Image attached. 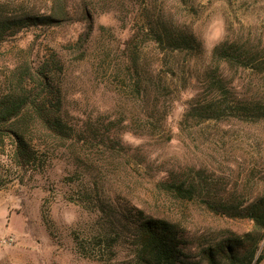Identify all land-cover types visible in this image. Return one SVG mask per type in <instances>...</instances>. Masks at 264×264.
Returning a JSON list of instances; mask_svg holds the SVG:
<instances>
[{
    "label": "rangeland",
    "instance_id": "obj_1",
    "mask_svg": "<svg viewBox=\"0 0 264 264\" xmlns=\"http://www.w3.org/2000/svg\"><path fill=\"white\" fill-rule=\"evenodd\" d=\"M88 1V39L86 25L68 22L24 28L0 43V93L26 66L48 60L62 69L59 86L75 119L101 116L125 124L143 118L134 70H128L135 58L166 87L157 94L160 123L152 135L120 132L125 154L59 142L42 158L43 169L0 187V264H131L128 211L134 207L180 226L189 244L183 264H209L201 247L241 235L252 222L214 213L202 195L240 205L264 190V118L243 120L236 112L199 122L184 116L193 99L205 95L215 45L234 41L264 55V0ZM78 3L0 0V14L67 17ZM147 22L193 33L200 49L175 54L157 48L143 30ZM224 74L239 94L264 104V73L225 67ZM169 179L195 180L202 192L178 196L161 186Z\"/></svg>",
    "mask_w": 264,
    "mask_h": 264
},
{
    "label": "trees",
    "instance_id": "obj_2",
    "mask_svg": "<svg viewBox=\"0 0 264 264\" xmlns=\"http://www.w3.org/2000/svg\"><path fill=\"white\" fill-rule=\"evenodd\" d=\"M90 4L88 0H79L74 14H68L67 17L29 12L0 14V43L24 28L47 30L68 22L86 25L84 33L88 39L92 18ZM142 27L157 48L169 53L193 54L200 49L201 44L191 32L149 22ZM257 49L234 41L215 45L211 54L214 66L207 70L204 80L205 95L193 99L184 117L195 118L199 122L218 121L237 112L243 120L264 118V104L254 97L239 94L224 74L225 67L264 73V55ZM131 69L134 70L133 79L143 118L130 119L131 122L124 124L114 119L105 121L101 116L96 119L87 117V120L81 121L75 119L72 115L75 113L65 107L64 95L59 86L58 75L62 69L53 67L48 60H38L26 66L24 73L19 74L18 82L0 93V187L10 180L22 182L28 172L32 174L39 168L43 169L42 158L53 154L59 142L72 147L80 146L85 152L99 147L102 152L125 154L120 132L129 130L140 135L154 134L161 120L155 113L158 109L157 94L166 87L155 81L160 78L158 73H154L153 69L141 68L135 58L128 67L129 71ZM140 83L142 89L138 85ZM153 92L154 99L151 100ZM77 154L80 156V151ZM77 154L76 158L79 157ZM160 183L181 197L194 198L202 192V184L199 186L195 180L169 179ZM202 197L214 213L248 218L252 228L241 235L214 240L200 248V255L209 264H259L264 257V190L250 202L240 205L215 199L210 193ZM128 217L135 246L131 264L185 263L189 244L179 225L139 207L128 211Z\"/></svg>",
    "mask_w": 264,
    "mask_h": 264
},
{
    "label": "crops",
    "instance_id": "obj_3",
    "mask_svg": "<svg viewBox=\"0 0 264 264\" xmlns=\"http://www.w3.org/2000/svg\"><path fill=\"white\" fill-rule=\"evenodd\" d=\"M259 264H264V257H263L262 260L259 262Z\"/></svg>",
    "mask_w": 264,
    "mask_h": 264
}]
</instances>
